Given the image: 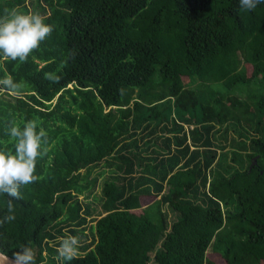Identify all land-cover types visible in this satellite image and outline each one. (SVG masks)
I'll return each mask as SVG.
<instances>
[{
  "label": "trees",
  "instance_id": "1",
  "mask_svg": "<svg viewBox=\"0 0 264 264\" xmlns=\"http://www.w3.org/2000/svg\"><path fill=\"white\" fill-rule=\"evenodd\" d=\"M45 1L0 0V19L39 14L54 29L27 62L0 57V78L21 84L5 91L13 99L0 97V148L14 150L10 129L27 120L47 134L38 182L12 201L16 219L0 224V249L12 257L30 244L37 264H64L57 245L81 226L84 234L92 212L79 195L103 164L114 170L102 189L106 214L71 264H264V5ZM8 203L0 196V216Z\"/></svg>",
  "mask_w": 264,
  "mask_h": 264
},
{
  "label": "clouds",
  "instance_id": "2",
  "mask_svg": "<svg viewBox=\"0 0 264 264\" xmlns=\"http://www.w3.org/2000/svg\"><path fill=\"white\" fill-rule=\"evenodd\" d=\"M239 7L253 11L264 0H238ZM54 31L53 26L45 23L39 14L11 12L6 19H0V57L9 61L23 64L30 55L40 48ZM65 66L61 62L60 69ZM45 79L51 83H58L60 76L55 73H45ZM21 84L12 76L0 78V90L15 92ZM14 150L0 148V196L8 198V214L0 216V224L12 222L16 219L13 213V200L22 199L21 189L34 183L38 160L46 155L43 144L46 132L38 121L27 120L22 126L13 125L9 132ZM80 240L71 236L63 239L58 248V254L64 264L78 257ZM0 264H37L36 249L30 245H22L14 251L10 261L7 253L0 249Z\"/></svg>",
  "mask_w": 264,
  "mask_h": 264
},
{
  "label": "rangeland",
  "instance_id": "3",
  "mask_svg": "<svg viewBox=\"0 0 264 264\" xmlns=\"http://www.w3.org/2000/svg\"><path fill=\"white\" fill-rule=\"evenodd\" d=\"M41 4H43L45 6L47 5L45 0H41ZM246 68H247L248 73L251 74L252 70H253V65L247 63ZM183 80L186 83L188 79L185 77ZM70 87H73V86L71 85ZM1 93H2V95L0 97L13 99V96L7 95L5 93V91H2ZM233 94H237V95H239V97L242 96L240 98L246 99L244 92L234 91ZM229 134L231 136H233V135L237 136L235 134V132H233V131H230ZM226 148L229 149L228 146ZM103 166H104L103 164H99L97 167H95L93 169L92 174L89 178V180H91L90 189L86 190L85 193H82L79 195V199L84 204H90L91 212H92L90 215H86L84 213V211H82V215L87 216V224L85 225L86 229L84 231V234L80 231L82 226L78 229L79 230L78 238L80 240V245L90 243L93 240V237L90 233L89 227L92 224H95L96 219H98L100 216H103L106 214L105 210L103 209V200H104L103 197H104V195L102 193V189H103L104 182L107 180H111V178L114 174V170H112L108 167H103ZM82 171L84 172V170H82ZM92 180H93V182H92ZM152 200H154V199L151 197L146 198V199L144 198L145 204L150 203ZM173 219H175L174 214L172 212H169V222H172ZM65 230H68V227H66ZM71 236H73V235L70 234V237ZM60 239H62V237H60ZM54 245L56 246L55 243H54ZM59 246L57 245V250H58Z\"/></svg>",
  "mask_w": 264,
  "mask_h": 264
},
{
  "label": "bare ground",
  "instance_id": "4",
  "mask_svg": "<svg viewBox=\"0 0 264 264\" xmlns=\"http://www.w3.org/2000/svg\"><path fill=\"white\" fill-rule=\"evenodd\" d=\"M52 1V0H51ZM57 2V1H56ZM223 2V1H222ZM63 3V2H62ZM226 3V2H225ZM51 3H49V5H50ZM53 4V3H52ZM58 4V3H57ZM60 4V3H59ZM224 4V3H223ZM224 7V6H223ZM225 7H226V5H225ZM223 9V8H222ZM209 11H210V9H209ZM56 12H58L57 10H56ZM212 13V12H211ZM216 13V12H215ZM45 15V14H44ZM255 18V17H254ZM240 20V19H239ZM254 20H256V19H254ZM253 20V21H254ZM241 21V20H240ZM231 25V24H230ZM229 25V26H230ZM225 26H227V24L225 25ZM228 26V27H229ZM240 27V26H239ZM250 27H252V26H250ZM238 28V27H237ZM228 31V30H227ZM229 32V31H228ZM230 33V32H229ZM233 34H234V32H233ZM249 34V33H248ZM236 36H238V33H237V35ZM259 36V35H258ZM240 38H241V34H240V36H239ZM239 37H238V39H239ZM234 38V37H233ZM246 38V37H245ZM257 38V37H256ZM235 39H237V38H235ZM242 39V38H241ZM231 40V39H230ZM234 40V39H233ZM252 40V39H251ZM235 41V40H234ZM231 43V42H230ZM229 43V44H230ZM239 43V42H238ZM231 46V45H230ZM228 47V46H227ZM237 47V46H236ZM232 48V47H231ZM231 48H229V50L231 49ZM241 48V47H240ZM223 50V49H222ZM243 50V49H242ZM217 51V50H216ZM218 52V51H217ZM226 52V51H225ZM230 54V53H229ZM185 55V54H184ZM221 55V54H220ZM246 55V54H245ZM222 56H223V54H222ZM226 56H228V55H226ZM225 56V57H226ZM172 57V56H171ZM176 57V56H175ZM224 57V56H223ZM232 58V57H231ZM234 58V57H233ZM246 59V58H245ZM232 60V59H231ZM230 60V61H231ZM234 60V59H233ZM247 60V59H246ZM137 61V60H136ZM169 61V60H168ZM170 61H172V60H170ZM177 61V60H176ZM139 62V61H138ZM238 64V63H237ZM241 64V63H240ZM95 67V66H94ZM224 67V66H223ZM222 68V67H221ZM233 68V67H232ZM210 71V70H209ZM188 72V71H187ZM189 76H191V75H189ZM203 76V75H202ZM183 79H184V77H183ZM204 79V78H203ZM210 82V81H209ZM203 84V83H202ZM96 88V87H95ZM191 94V93H190ZM158 98H160V97H158ZM187 98H188V96H187ZM154 99H156V98H154ZM1 101V100H0ZM107 102V101H106ZM186 102V101H185ZM194 102V101H193ZM109 103V102H108ZM135 103V102H134ZM138 103V102H137ZM193 104H195V103H193ZM134 105H136V104H134ZM141 105V104H140ZM139 106V105H138ZM188 106V105H187ZM140 107V106H139ZM193 107V106H192ZM192 107H190V108H192ZM200 107V106H199ZM199 107H197V108H199ZM185 108V107H184ZM197 108L195 109V110H197ZM150 110H151V108H150ZM80 111V110H79ZM102 111V110H101ZM148 111V110H147ZM175 111V110H174ZM187 111H189V110H187ZM193 111H194V109H193ZM193 111L191 110L190 111V114L192 113V115H193ZM111 112V111H110ZM109 112V113H110ZM97 114H98V112H96ZM134 113V112H133ZM178 113V112H177ZM189 113V112H188ZM93 114V113H92ZM179 114V113H178ZM197 114H199V113H197ZM143 115H145V114H143ZM179 115H181V114H179ZM178 115V116H179ZM201 115V114H200ZM134 116V115H133ZM138 116V115H137ZM136 116V117H137ZM146 116V115H145ZM209 116V115H208ZM180 117V116H179ZM194 117V116H193ZM201 117V116H200ZM96 118H99V117H97L96 116ZM135 118V117H134ZM183 117H181V119H182ZM209 119V118H208ZM97 120V119H96ZM136 120V119H135ZM144 120V119H143ZM179 120V119H178ZM183 120V119H182ZM200 120V119H199ZM202 120V119H201ZM207 120V119H206ZM223 120V119H222ZM237 120V119H236ZM235 120V121H236ZM145 121V120H144ZM221 121V120H220ZM246 121V120H245ZM134 122H136V121H134ZM168 122V121H167ZM200 122V121H199ZM247 122V121H246ZM159 123V122H158ZM94 124V123H93ZM155 125H156V123H154ZM135 125V124H134ZM187 125V124H186ZM90 126H92L91 124H90ZM166 126V125H165ZM93 127V126H92ZM97 127H100V126H97ZM144 127V126H143ZM173 127H174V125H173ZM227 127V126H226ZM234 127V126H233ZM81 128V127H80ZM96 128V127H95ZM98 129V128H97ZM128 129V128H127ZM235 129V128H234ZM79 130V129H78ZM95 130V129H94ZM171 130V129H170ZM96 131V130H95ZM104 131V130H103ZM152 131V130H151ZM155 131V130H154ZM168 131V130H167ZM177 131V130H176ZM80 132V131H79ZM98 132H100L101 133V131H98ZM142 132V131H141ZM185 132V131H184ZM207 132V131H206ZM235 132H236V130H235ZM95 133V132H94ZM132 133V132H131ZM151 133V132H150ZM212 133V132H211ZM81 134V133H80ZM97 134V133H96ZM141 134V133H140ZM3 136V135H2ZM5 136V135H4ZM148 136H149V134H148ZM153 137V136H152ZM183 138H185L184 136H183ZM183 138H181V139H183ZM143 139V138H142ZM127 140V139H126ZM209 140V139H208ZM57 142V141H56ZM175 142H176V140H175ZM2 143V142H1ZM246 143V142H245ZM9 144V143H8ZM140 144V143H139ZM165 144V143H164ZM204 144V143H203ZM11 145V144H10ZM241 145V144H240ZM62 146V145H61ZM168 147V146H167ZM177 147V146H176ZM209 147V146H208ZM231 147V146H230ZM184 148V147H183ZM123 149V148H122ZM234 149V148H233ZM239 149V148H238ZM45 150V149H44ZM52 150V149H51ZM154 150V149H153ZM185 150V149H184ZM117 151V150H116ZM141 151V150H140ZM188 151V150H187ZM233 151V150H232ZM168 153V152H167ZM174 154V153H173ZM191 154V153H190ZM185 156V155H184ZM190 156V155H189ZM50 157V156H49ZM58 157V156H57ZM241 157V156H240ZM117 158V157H116ZM186 158V157H185ZM192 158V157H191ZM246 158V157H245ZM248 158V157H247ZM85 159V158H84ZM148 159V158H147ZM152 159V158H151ZM171 159V158H170ZM234 159V158H233ZM99 160V159H98ZM118 160V159H117ZM120 160V159H119ZM172 160V159H171ZM170 160V161H171ZM235 160H236V158H235ZM57 161V160H56ZM180 161V160H179ZM234 161V160H233ZM68 162V161H67ZM85 162V161H84ZM90 162V161H89ZM220 162V161H219ZM249 162V161H248ZM92 163V162H91ZM159 163V162H158ZM172 163V162H171ZM41 164V163H40ZM48 164V163H47ZM69 164V163H68ZM161 164V163H160ZM169 164V163H168ZM231 165V164H230ZM81 166V165H80ZM118 166V165H117ZM120 166V165H119ZM161 166V165H160ZM48 167V166H47ZM153 167V166H152ZM170 167V166H169ZM54 168V167H53ZM120 168V167H119ZM236 168V167H235ZM91 169V168H90ZM122 169V168H121ZM217 170V169H216ZM215 170V171H216ZM137 171H139V170H137ZM37 172V171H36ZM70 172V171H69ZM68 172V173H69ZM189 172V171H188ZM39 173H40V171H39ZM90 173V172H89ZM37 174V173H36ZM87 174V173H86ZM217 174V173H216ZM239 174V173H238ZM88 175V174H87ZM87 175H86V177H87ZM234 176V175H233ZM248 176H249V174H248ZM263 176V175H262ZM47 177V176H46ZM113 177V176H112ZM121 177V176H120ZM125 177V176H124ZM195 177V176H194ZM243 177H244V175H243ZM242 177V178H243ZM247 177V176H246ZM239 179V178H238ZM244 179V178H243ZM173 180H174V178H173ZM237 180V179H236ZM255 180V179H254ZM135 181V180H134ZM237 181H239V180H237ZM240 181H242V180H240ZM247 181V180H246ZM35 182H38V181H35ZM48 182V181H47ZM64 182H65V180H64ZM67 182V181H66ZM65 182V183H66ZM119 182H120V180H119ZM252 182V181H251ZM50 183V182H49ZM60 183V182H59ZM127 183V182H126ZM58 184V183H57ZM57 184H56V186H57ZM111 184V183H110ZM112 184H114V183H112ZM111 184V185H112ZM226 184V183H225ZM225 184H223V186L225 185ZM37 185V184H36ZM50 185V184H49ZM54 185V184H53ZM59 185H61V183L59 184ZM80 185H82V184H80ZM107 185V184H106ZM38 186H39V184H38ZM37 186V187H38ZM46 186H47V184H46ZM84 186V185H83ZM227 186V185H226ZM241 186V185H240ZM251 186V185H250ZM86 187V186H85ZM105 187H107V186H105ZM182 187V186H181ZM46 188V187H45ZM178 188V187H177ZM183 188V187H182ZM181 188V189H182ZM228 188V187H227ZM252 188V187H251ZM23 189V188H22ZM55 189V188H54ZM64 189H65V187H64ZM75 189V188H74ZM184 189V188H183ZM218 189H219V187H218ZM44 190V189H43ZM47 191H48V189H46ZM45 190V191H46ZM50 190V189H49ZM63 190V189H62ZM78 190V189H77ZM169 190V189H168ZM177 190V189H176ZM223 190H225V189H223ZM24 191V190H23ZM51 191V190H50ZM49 191V192H50ZM170 191V190H169ZM181 191V190H180ZM228 191V190H227ZM231 191V190H230ZM54 192V191H53ZM70 192V191H69ZM68 192V193H69ZM172 192V191H171ZM174 192V191H173ZM42 193V192H41ZM67 193V194H68ZM182 193H184L183 191H182ZM181 193V194H182ZM43 194H45V193H43ZM54 194V193H53ZM60 194V193H59ZM63 194V193H62ZM46 195V194H45ZM49 195V194H48ZM64 195V194H63ZM78 195V194H77ZM107 195H108V193H107ZM61 196V195H60ZM178 196V195H177ZM234 196V195H233ZM53 197V196H52ZM59 197V196H58ZM62 197V196H61ZM60 197V198H61ZM185 197V196H184ZM42 198V197H41ZM50 198V197H49ZM49 198H47V199H49ZM229 198V197H228ZM231 198V197H230ZM242 198H243V196H242ZM241 198V199H242ZM31 199V198H30ZM40 199V198H39ZM44 199H46V198H44ZM59 199V198H58ZM63 199V198H62ZM111 199V198H110ZM224 199V198H223ZM43 200V199H42ZM50 200H51V198H50ZM66 200V199H65ZM71 200V199H70ZM47 201V200H46ZM60 202H61V199L59 200ZM250 201V200H249ZM243 202V201H242ZM40 203H42V202H40ZM44 203V202H43ZM109 203V202H108ZM250 203V202H249ZM55 204V203H54ZM53 204V205H54ZM59 204V203H58ZM61 204H63V203H61ZM111 205H113L112 203H110ZM251 204V203H250ZM57 205V204H56ZM64 205V204H63ZM107 206V204H103V206ZM43 206H45V203H44V205ZM104 206V207H105ZM245 206V205H244ZM59 207V206H58ZM64 207V206H63ZM117 207V206H116ZM70 208V207H69ZM106 208V207H105ZM244 208V207H243ZM55 209H56V207H55ZM259 210V209H258ZM48 211H50L49 209H48ZM56 211V210H55ZM220 211V210H219ZM53 213V212H52ZM62 213V212H61ZM239 213V212H238ZM70 214V213H69ZM60 215V214H59ZM151 215H153V214H151ZM219 215V214H218ZM258 215H259V213H258ZM53 216H54V214H53ZM52 216V217H53ZM56 216V215H55ZM263 216V215H262ZM149 217V216H148ZM147 217V218H148ZM235 217H236V215H235ZM244 219H247V218H244ZM150 220V219H149ZM256 220V219H255ZM77 224V223H76ZM150 225V224H149ZM231 225V224H230ZM236 225V224H235ZM83 227V226H82ZM175 227V226H174ZM241 227V226H240ZM245 227V226H244ZM232 228V227H231ZM238 229V228H237ZM226 230H228V229H226ZM236 230V229H235ZM72 231V230H71ZM223 231V230H222ZM229 231V230H228ZM237 231V230H236ZM83 232V231H82ZM244 232V231H243ZM71 234V233H70ZM98 234V233H97ZM223 234V233H222ZM225 234V233H224ZM224 234L222 235V236H224ZM68 235V234H67ZM104 235V234H103ZM102 235V236H103ZM98 236V235H97ZM219 236V235H218ZM236 236V235H235ZM102 238V237H101ZM104 238V237H103ZM231 238V237H230ZM238 238V237H237ZM220 240V239H219ZM218 240V241H219ZM223 240V239H222ZM234 240V239H233ZM226 241V240H225ZM249 241V240H248ZM222 242V241H221ZM238 242V241H237ZM244 242V241H243ZM223 243H224V241H223ZM228 244V243H227ZM240 244V243H239ZM254 244V243H253ZM107 245V244H106ZM216 245H217V243H216ZM47 246V245H46ZM45 246V247H46ZM49 246V245H48ZM98 246V245H97ZM237 246V245H236ZM108 247V246H107ZM242 247V246H241ZM248 247H249V243H248ZM214 248V247H213ZM234 249H236L235 247H234ZM214 250V249H213ZM233 250V249H232ZM241 250V249H240ZM88 253V252H87ZM84 254V253H83ZM209 254V253H208ZM216 255V254H215Z\"/></svg>",
  "mask_w": 264,
  "mask_h": 264
},
{
  "label": "water",
  "instance_id": "5",
  "mask_svg": "<svg viewBox=\"0 0 264 264\" xmlns=\"http://www.w3.org/2000/svg\"><path fill=\"white\" fill-rule=\"evenodd\" d=\"M255 161H256V160H255ZM255 161H254V162H255ZM8 256H9V258H10V261H11V258H12V257H11L10 255H8Z\"/></svg>",
  "mask_w": 264,
  "mask_h": 264
}]
</instances>
